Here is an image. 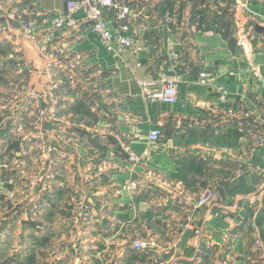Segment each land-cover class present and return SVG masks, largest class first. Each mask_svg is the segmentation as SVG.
I'll list each match as a JSON object with an SVG mask.
<instances>
[{"label":"crops","instance_id":"obj_1","mask_svg":"<svg viewBox=\"0 0 264 264\" xmlns=\"http://www.w3.org/2000/svg\"><path fill=\"white\" fill-rule=\"evenodd\" d=\"M1 1L4 9H30L28 18L37 22L36 39L21 37L18 23L0 8V28L8 26L7 32L0 30V47L15 40L23 48L36 67L29 86L47 94L51 80H66L55 66L63 56L47 68L38 43L51 50L59 39L43 23L65 11L67 0ZM131 1L150 22L139 41L140 56H114L88 26L59 43L66 57L73 50L90 55L78 82L41 104L55 114L47 120L50 141L58 148L53 164L38 170V152L26 142L28 129L38 123L37 115L25 110L28 96L24 111L1 128L7 166H0V264H147L152 255L134 248L136 239L155 240L154 256L172 255V264L250 263L251 247L239 231L254 199L263 197L264 177L243 165L257 162L264 150L252 153L241 131L264 127V0ZM203 7L205 17L199 16ZM8 61L0 62V78ZM162 67L182 75L175 103L151 102L140 88L139 81ZM203 70L215 74L217 84H201ZM218 85L228 90L227 102L219 100ZM91 96L100 97L101 105L89 106ZM250 121L255 124L249 127ZM92 125L99 128L95 135ZM154 126L164 132L155 142L148 138ZM224 161L234 173L218 183V162ZM48 172L52 176L46 180ZM165 179L182 182L184 194L165 188ZM205 188L214 189L217 198L195 210L191 204ZM75 198L90 205L86 219H72ZM192 212L200 234L182 226ZM258 224L264 232V219ZM237 235L244 247L233 245L237 253L230 257L228 248H221Z\"/></svg>","mask_w":264,"mask_h":264},{"label":"built area","instance_id":"obj_2","mask_svg":"<svg viewBox=\"0 0 264 264\" xmlns=\"http://www.w3.org/2000/svg\"><path fill=\"white\" fill-rule=\"evenodd\" d=\"M237 2L247 3L253 0H236ZM4 5L0 0V8ZM7 18L10 21L16 22L19 25L20 32L23 37L34 40L37 34V22L34 18H28V8L18 9L12 7L10 9H4ZM47 28L56 32L61 41L71 37L76 31L84 26H88L93 33H95L101 44L107 51L114 56L123 57L124 52H129L132 56H140L144 52V45L140 43L144 32L149 27V20L146 16L139 14L134 2L131 0H67L65 11H56L46 18ZM1 32H7L8 26H1ZM38 42V40H37ZM60 42L53 45L51 50L43 43H38L42 52L47 55L48 65L51 66L57 57L63 56L56 61V68L59 72H63L65 79L72 84H75L80 79V71L82 69V62L84 55L82 53H74L70 57L65 56V50L61 47ZM53 66V65H52ZM182 79L181 74H170L166 67L159 69L149 79L139 81L140 88L143 95L151 102L161 101L165 103H175L179 100V83ZM62 79L51 80L49 91L44 93L39 90L33 89L29 94L30 106L25 109L34 115H39L41 119L54 118V110L50 113L48 109L41 107L42 102L48 96H54V92L59 89ZM198 81L203 85H215L217 84V76L212 72L205 70L201 71L198 76ZM218 98L221 102H227L229 92L224 85L217 86ZM230 114L232 111L229 112ZM248 118L252 116L251 112L245 113ZM255 124V122H251ZM164 135L163 129L160 126H154L149 134L150 141H159ZM36 137V136H35ZM41 140L40 134L36 137ZM253 144H251V151L255 153L257 151L264 150V127L260 128L253 134ZM48 160L49 164H53L52 156L57 151V146L53 144L50 139L48 141ZM42 146H37V150ZM127 151L131 150L129 147ZM261 154V153H260ZM130 159L136 161L138 159L135 153H132ZM246 170H254L264 173V155L262 161L260 159L256 161H246ZM51 174L48 172L45 175V179L51 178ZM165 188L175 192L178 195L184 194V186L180 181L174 180H162ZM45 184V183H44ZM134 184V183H133ZM133 184H131L133 186ZM46 188V184L43 186ZM217 198V193L214 189L205 188L201 191L199 198L193 202L192 207L197 210L198 208L206 205L210 201H214ZM182 202V200H181ZM91 214V207L85 201L75 198L74 207L72 209V219L80 220L86 219ZM183 227H190L196 234H200L201 228L197 225L195 214L192 212L188 215L186 222L182 224ZM256 233V246L264 247V241L260 237L259 230L254 231ZM132 246L139 250H145L152 257L147 264H172L173 256L170 255L166 258H158L154 256L153 249L157 247L155 240L136 239L132 242ZM46 264V263H40Z\"/></svg>","mask_w":264,"mask_h":264},{"label":"rangeland","instance_id":"obj_3","mask_svg":"<svg viewBox=\"0 0 264 264\" xmlns=\"http://www.w3.org/2000/svg\"><path fill=\"white\" fill-rule=\"evenodd\" d=\"M198 9L199 8H196L192 11V12H194L193 13L194 15ZM206 9H207V7H203V9H199L200 10L199 16H201V17L207 16L206 15V14H208L207 12H206V14H203V12H205L204 10H206ZM212 14H213V12L209 13V15H212ZM216 15H219V14L216 13ZM43 24H44L45 29L48 30L46 19H45V22ZM48 31H50V30H48ZM39 35H41V32H40V34L37 35V37H39ZM19 36H21V37L23 36L22 32H19ZM14 41H12V43L9 44V46L3 45L0 47V52L4 53V50L6 52L5 55L3 54V57H1L2 59H0V62H3L4 60L5 61L9 60L8 63L6 65H4L5 70L2 69L4 73H3V75H1V78H0V131H1V128L6 123H8L7 121L14 120L15 117L18 118L19 110H21V112L24 111V109H21L22 103L27 98V96H28V99H30L29 94H30L31 90L35 89V88H32L29 86L30 84H29L28 79H29L30 75L33 73V71H35L36 67L33 65L32 60L26 55L23 48L21 49L20 46H18L14 43ZM55 41L56 42H54L52 44V46L58 42H60L61 44L64 42V41H61V37H59V39H57ZM46 44L50 46V43H46ZM59 46L61 48V45H59ZM72 52L73 53L70 56H72L75 52L76 53H82L84 55V59H86L90 55V52H87V51L84 52V51H80V50L79 51L73 50ZM48 61H50V60L46 58L47 68H48ZM101 75L104 76L105 74L101 73ZM95 77L97 78V75H95ZM68 83H69V81L67 82L66 80L61 81L58 91L65 89V87H67L65 85ZM63 86H65V87H63ZM74 98L76 100L80 99L77 97H74ZM100 100H101L100 97L91 96L89 104H92V105H89V106H91V107L94 106V108H97V106L99 104L101 105ZM62 102L66 103V105L68 104V100L62 101ZM62 102H61V104H63ZM112 103H113V100L109 99L107 104L111 105ZM81 106H85V105H81ZM66 108H68V107H66V106L63 107V109H66ZM78 108H79V106L74 107V109H78ZM81 110H84V112L87 113L86 107H81ZM105 111H106V114H109V115L112 112L110 110H105ZM79 112H82V111H79ZM59 114H61V111L59 112ZM21 118H20V120H24L26 117L24 114H22ZM32 118H33V116L31 115V119ZM96 118H97V115L95 113H93V119H92L91 123H93V121L95 123ZM37 120H38L37 125L35 123L33 128L32 127L30 129L27 128L29 132H27L26 142L30 143L32 145V148L34 147L35 151L38 152V155H39L38 159H39V165H40V166H38V170H40V169L44 170L48 167V163H49V160H48L49 158L47 156H48V147H49L48 141L50 139L49 138V131H50L49 129L50 128H48L47 118L41 119L38 115ZM94 125L96 126L97 124L95 123ZM94 125H92L94 132L93 131L92 132L95 135V133L97 132V129H99V128H95ZM248 125L250 127L251 124H248ZM241 132L243 135H246V138H248L249 142H251L250 143V146H251V144H253L252 143L253 142V134L255 133V131L244 129ZM38 134H40L41 138H43V139H41V140L37 139L36 137L38 136ZM0 136H1V134H0ZM39 145L42 147H41V149L37 150L36 148ZM4 153H5L4 150H0V166H2L3 168L7 166V164L5 163V161L3 159ZM261 161H262V157L260 156V162ZM220 163H222V162H218V170H217V176H218L217 181H218V183L224 181L227 177H229L232 174L231 172H233L232 170L228 169V166H227L228 162L227 161H224L222 164H220ZM244 163L245 164L243 165V168H246V166L248 164H246V162H244ZM45 175H46V173H45ZM260 175L264 177V173L260 172ZM32 176H30V177H32ZM46 180H48V179H46ZM32 181H33V178H32ZM35 181L36 180H34V182ZM46 184H47V182H46ZM31 190H32V186H31ZM261 194L263 196L262 199H261V197L258 198L259 200L254 199V201L252 203V208H251L252 210L249 212L246 220H244V222L242 223L243 228L241 229V231H239V233H241V235L243 237L245 236L244 238H246L244 245L247 242V247H251V250L249 248V250L251 251V252H249L250 253V256H249L250 263L249 264H264V247H260V249H259L256 246V239H255L256 233H254V231L259 230L260 237L264 241V232L259 227L260 225L258 224L259 219H264V191ZM237 241H238V235L235 236L233 241H232V239H230V240L228 239V241H224L226 243L223 245V248H221V249H226V247H227L228 250L230 251L229 256L232 257V255L233 256L236 255L237 249L244 247L242 242L239 241L237 243ZM248 244H250V246ZM233 245H236V248H237L236 251L233 249ZM216 246L219 247V249H220L219 244H217ZM254 255L258 256V257H254ZM220 263H223V262H220ZM46 264H48V263H46Z\"/></svg>","mask_w":264,"mask_h":264}]
</instances>
